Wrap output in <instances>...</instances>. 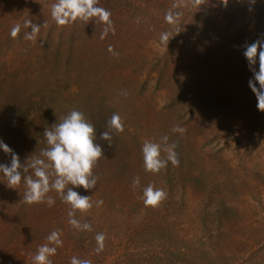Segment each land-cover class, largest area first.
<instances>
[{
	"label": "trees",
	"instance_id": "1",
	"mask_svg": "<svg viewBox=\"0 0 264 264\" xmlns=\"http://www.w3.org/2000/svg\"><path fill=\"white\" fill-rule=\"evenodd\" d=\"M14 1V18L10 19L4 18L0 0V141L24 164L47 147L44 130L78 110L94 126L103 157L92 169L95 187L89 191L73 188L81 196H91L93 207L75 213L81 224L91 225V231L68 223L70 206L54 190L47 194L55 200L52 206L46 202L29 205L23 199L24 184L12 189L0 174V264H32L33 254L54 230H60L63 244L51 257L52 264H69L73 256L90 259L92 264H232L240 248H247L240 255L251 253L262 241L264 229L255 227L253 216L247 218L238 211L237 204L254 191L249 188L248 174L237 172L238 166L227 158L229 139L236 131L221 134L215 117L207 114L214 100L193 92L172 72L162 67L148 69L144 75L146 38L156 29L164 31L143 18L149 4L137 0L136 6L128 1L135 16L128 19L129 11L125 13L120 0H99L98 6L110 11L115 29L101 39L104 25L95 18L58 26L50 15L55 0ZM23 2L25 6L31 3L27 12ZM147 2L160 10L166 4ZM245 3L250 4L249 0H207L206 9L186 7L179 12L185 19H207L204 22L213 32L227 37L232 18ZM262 3L255 0L256 5ZM220 8L223 12H217ZM25 20L41 26L34 41L24 39L30 29L23 27L16 38L10 36L11 28ZM252 78L250 72L248 79ZM160 89L172 94L163 106L152 95ZM226 108L232 110L233 105ZM113 114L120 115L124 131H111L110 141L101 140L103 131H110L107 122ZM176 126L184 132H173ZM235 126L242 132L241 125L235 122ZM143 134L157 143L167 136L169 144H176L179 165L169 162L156 174L145 171L143 158L136 152ZM10 160L0 151V164H10ZM193 169L205 174L206 182L197 176L190 180ZM136 177L140 185L134 189ZM152 178L164 181L167 194L156 207L143 202V188ZM198 191L202 192L199 198L194 194ZM258 194L256 205L264 213ZM129 196L136 198L131 202ZM97 201L103 203L97 206ZM122 210L139 215L137 225L119 222L126 213ZM97 233L106 236L99 253L95 251ZM181 259L187 260L182 263ZM247 261L261 264L255 256Z\"/></svg>",
	"mask_w": 264,
	"mask_h": 264
},
{
	"label": "rangeland",
	"instance_id": "2",
	"mask_svg": "<svg viewBox=\"0 0 264 264\" xmlns=\"http://www.w3.org/2000/svg\"><path fill=\"white\" fill-rule=\"evenodd\" d=\"M120 1L125 13H127L126 10L129 11L128 19H135V16L131 15L132 10L128 1L137 6V0ZM156 1L163 4L166 3L163 10L156 8L159 6H154L153 3H148L147 0H140L142 3L149 4L148 13L143 18L149 19L164 28V31L161 30V32L156 29V32L146 38L147 41L143 45L144 68H147L144 70V75H146L148 69L159 71L163 67L167 71L172 72L178 78V82H181L189 89H193V92L199 93L201 97H209L211 98L210 100H214L215 104L214 106L212 103L209 104L211 108H209V111L207 110V114L209 117H215V123L221 130V134L222 131L224 133L232 130L236 131V134L229 139L227 158L233 161L235 166H238L237 172L245 171V174H248L250 177L249 188L252 187L254 191V194L241 199L237 204L238 211L247 218L253 216L252 220L255 227L264 229L263 209L259 208L255 201L258 200L255 195L258 191L259 198H261L264 205V112L257 110L256 98L248 86V77L252 70H250L248 62L243 55L246 45L255 42L257 39L264 40V3L257 5L245 3L247 5H241V9L235 16L236 18L233 17L230 22L232 23L230 34L224 37L221 34H218V36L216 32H213L211 27L205 24L204 21L207 20L205 18L193 17L192 19L190 17L185 19V15H180L176 24L165 22V14L170 9L179 12L183 8L193 7L188 3L189 0H177L180 5L177 8H172L174 0ZM2 2L4 3V11L2 13L4 18L13 19L14 14L11 13V10L15 1L2 0ZM115 2H119V0ZM30 6V2H26V6L24 4L26 12L30 9ZM193 8L195 10L206 9L203 5L200 8ZM211 8L209 7L208 10ZM222 9H218L217 12H223ZM47 11L43 10V12L49 14ZM163 32H169L170 36H173L167 46L160 41V34ZM253 69L258 71V58L257 64L253 66ZM153 75L156 74L154 73ZM161 82L164 85V81L161 80ZM152 95H154V99L159 100L157 102L159 106H163V103L168 101L172 94L160 89L158 93H153L152 91ZM227 105H233V109L228 110L226 108ZM234 106L237 108H234ZM237 117L240 118L238 119ZM235 122L241 125L242 132L237 130ZM146 140L156 142L149 135L143 134L141 136L139 148L136 151L140 159L143 158L142 145ZM166 156L167 154L162 151L161 157L164 158ZM207 169L208 166H205V171ZM198 174L200 172L193 169L192 173H189V179L191 180L197 176L199 181L206 182L205 174ZM209 178L211 183H213L214 178L210 175ZM150 181L155 188L163 189L164 181L161 178H152ZM205 186L208 188L210 185ZM211 186L213 185L211 184ZM122 187L124 186L122 185ZM120 191L118 189L117 193L121 194ZM201 193V191L194 192L197 198L201 196ZM177 194L181 195L180 193ZM186 197H190L188 192ZM135 198V196H129L131 202ZM119 212L126 211L122 210ZM129 212L121 214L119 222L126 221L128 224L137 225L139 215L132 216ZM261 248L263 250H260ZM240 249L242 251H236L238 253L237 262H232V264H253L252 261L247 260L254 256L258 262L261 260V264H264V234L262 241L257 247L252 249L251 253L240 255L247 252V248ZM144 252L143 250L141 251V253ZM186 260L181 259V262L185 263Z\"/></svg>",
	"mask_w": 264,
	"mask_h": 264
},
{
	"label": "clouds",
	"instance_id": "3",
	"mask_svg": "<svg viewBox=\"0 0 264 264\" xmlns=\"http://www.w3.org/2000/svg\"><path fill=\"white\" fill-rule=\"evenodd\" d=\"M255 4V0H249ZM99 0H55L50 6L52 20L58 26H65L77 20L90 21L97 19L104 25L101 39L105 38L109 31L114 33V25L111 20V13L107 9L98 6ZM193 7H201L207 0H190ZM177 0H174L172 8L179 7ZM180 12H173L171 9L165 14V22L168 24L178 23ZM24 29H30L24 33V39L36 40L40 32V25L31 20H25L23 24L17 23L10 30V36L16 38ZM173 36L169 32L160 34L161 43H167ZM109 51H112L109 46ZM252 70L253 78L249 80L248 86L257 101V110L264 112V40L257 39L255 42L245 46L243 53ZM258 71L253 69L257 64ZM258 85V87H257ZM110 131H103L100 139L110 141L111 131L122 133L124 123L119 114H113L107 122ZM173 132L183 133L182 127L176 126ZM47 147L42 149L37 157L31 156L24 164H21L19 156L3 141H0V151L11 157L10 164H0V174L8 182V187L14 189L21 183L25 186L23 199L26 204L44 203L49 206L55 200L47 194L55 191L60 195L62 201L70 206L68 211V223L78 230L91 231V225L81 224L76 218L77 211L87 212L93 207L91 196H81L73 188H83L85 191L92 190L97 179L92 175V169L100 158L103 157L102 147L96 143V130L86 120L84 114L78 110H72L59 123L46 128L43 132ZM176 144H169L168 137L161 138V142L145 141L142 145V157L145 171L153 174L165 169L169 162L173 166L179 165L178 155L175 151ZM167 154L166 158L161 157V152ZM140 181L133 179L132 187H139ZM166 192L157 189L152 184L143 188V202L145 206H158L165 198ZM103 201H97L100 206ZM60 230L52 231L46 237V243L38 247L32 256V264H52L51 257L62 246ZM97 253L103 251L106 236L104 233H97L95 236ZM69 264H92L90 259H81L73 256Z\"/></svg>",
	"mask_w": 264,
	"mask_h": 264
}]
</instances>
